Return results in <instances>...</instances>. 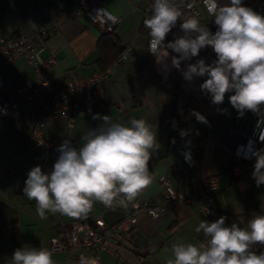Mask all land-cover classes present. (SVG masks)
Segmentation results:
<instances>
[{
    "label": "crops",
    "instance_id": "0c3cea01",
    "mask_svg": "<svg viewBox=\"0 0 264 264\" xmlns=\"http://www.w3.org/2000/svg\"><path fill=\"white\" fill-rule=\"evenodd\" d=\"M195 1L201 22L213 21L206 7L199 0ZM228 2L220 0L222 4ZM79 3L80 0H0V34L7 38L31 35L41 26L55 25L61 8L73 10ZM152 3L153 0L104 2L105 8L117 18L115 33L120 44L125 46V55L104 69L109 76L103 96L95 100V112L78 104L65 114L48 118L44 135L52 142L51 147L33 144V127L29 123L32 104L19 99L17 105L0 118V264H7L14 251L24 246L52 250L50 240L58 235L62 224L79 220L60 214H49L48 219L41 220L36 214L35 201L24 196L23 187L32 167L40 165L42 171H51L59 155L56 149L64 139H71L77 148L80 146L81 135L102 123L92 118L95 114L109 115L114 122L124 124L132 118H142L156 126L160 148L149 162L154 179L142 193L145 199L157 204L165 201L164 187L160 182L162 176L169 177L173 188L184 193L189 191L193 182L215 177L218 186L212 193L220 217L226 218V225L237 223L246 227L254 214L264 215V185L257 187L251 175L255 160L236 178L230 172L232 151L237 144L251 136L259 141L260 149H264V141L259 139L260 132L264 131V106L257 118L251 111L239 116L228 100L232 93L226 95L223 104L213 105L199 88L207 77H194L191 82L184 79L182 71L186 70L187 64L196 63L201 58L207 63L214 52L211 48L202 50L198 58L182 61L181 70L171 66V57L176 55L171 50L166 58L167 67L158 63L148 51L149 30L143 24L151 15ZM243 4L257 12L264 9L255 0H246ZM261 14L264 15V11ZM183 19L184 16L168 34L165 43L172 41L174 36L183 35L180 30ZM102 33L100 26L87 17L72 16L61 20L59 28L45 38L40 54L43 58L54 54L57 59L49 71L51 84L56 89L67 79L104 71L99 47ZM28 77H35V73L22 58L0 67V78L7 82ZM191 102L196 104L192 110L204 115L208 124L199 123L190 115L188 106ZM259 116L262 120H258ZM181 129H190L191 132L181 138ZM186 140L191 141L190 149L185 148ZM188 150L191 160L196 158L199 161L198 167L185 161L182 152ZM126 215V208L110 209L97 202L86 219H103L107 225H113ZM136 217L135 240L127 241L109 230L104 234L108 244L120 246V256L108 250L89 249L85 251L87 257L94 258L97 264H125L128 260L134 264H167L173 259L171 249L174 243H199L205 239L202 233L195 232L199 222H214L198 205L185 202L173 203L170 211L156 218L145 211L138 212ZM52 252L56 264H79L77 255L82 251L75 254L67 250Z\"/></svg>",
    "mask_w": 264,
    "mask_h": 264
},
{
    "label": "clouds",
    "instance_id": "9594fccd",
    "mask_svg": "<svg viewBox=\"0 0 264 264\" xmlns=\"http://www.w3.org/2000/svg\"><path fill=\"white\" fill-rule=\"evenodd\" d=\"M208 14L216 26L213 33L207 24L193 15L183 19V35L165 43L170 32L181 20L187 0H153L152 12L144 19L149 30L148 51L158 63L166 65L171 50V66L181 70L182 61L198 57L202 49L211 48L216 59L207 64L203 58L188 63L182 71L184 79L207 77L199 88L213 105L229 103L239 116L246 111L261 115L264 106V15L245 6L243 0H204ZM165 52L166 54H162ZM226 111V110H225ZM83 115V113L81 114ZM199 123L208 124L200 112L191 110ZM102 123L81 135L77 148L71 139L57 147L59 153L51 171L36 165L27 173L23 194L35 201L41 220L49 214L72 219H86L94 204L106 208H127L153 183L149 162L158 152L156 126L144 119L132 118L127 124L114 122L109 115L95 114ZM175 126V122H173ZM181 129V138L190 134ZM198 134V133H197ZM259 139L264 141V131ZM175 143V140L172 141ZM191 141H185L190 149ZM186 162L191 152L183 151ZM255 158L252 178L256 186L264 185V149H249L245 158ZM221 216L214 222L201 220L195 228L204 240L197 244L178 241L172 245L173 259L167 264H264V251L257 254L254 246H264V215L254 214L246 227L230 226ZM7 264H56L52 250L44 247L17 248ZM79 264H97L94 258L80 257Z\"/></svg>",
    "mask_w": 264,
    "mask_h": 264
},
{
    "label": "built area",
    "instance_id": "2783aa9c",
    "mask_svg": "<svg viewBox=\"0 0 264 264\" xmlns=\"http://www.w3.org/2000/svg\"><path fill=\"white\" fill-rule=\"evenodd\" d=\"M105 1L80 0L79 6L73 10L61 8L58 11L59 21L55 25L51 27L41 26L31 35L7 38L0 34V67L14 59L22 58L35 73V77H28L22 81L7 82L0 78V118L7 115L17 105L19 99L32 104L29 123L33 127L31 136L35 146L43 144L51 147L53 145L44 135L47 120L51 115L65 114L70 107L78 104L85 105L89 112H95L97 109L95 100L103 96L108 73L98 70L85 77L67 79L56 89L51 84L49 71L57 63V59L54 54L43 58L40 52L44 48L45 38L57 30L59 22L67 17L85 16L92 23L100 26L103 32L116 27L117 18L105 8ZM199 1L204 5V0ZM245 1L243 0V3ZM187 3L191 7L185 8L184 18L193 15L199 18L196 1L187 0ZM124 55L125 51L117 58L116 62H119ZM215 59L216 54L213 52L207 64H211ZM188 107L191 110L195 109L196 104L191 102ZM254 115L257 118V114L254 113ZM258 120H262V116H259ZM249 149H260L259 141L251 136L233 148L230 172L234 177L241 175L246 167L253 165L254 157L245 158ZM191 166L198 167L199 161L193 158ZM160 182L164 187L166 197L164 202L153 203L141 194L126 208V217L111 227L107 226L102 219H95L94 221L79 219L66 225L62 224L58 235L50 240L51 249L67 250L71 254L81 250L82 252L77 255L78 258L87 257L85 251L89 249L108 250L113 255L120 256L117 246L110 245L105 240L104 233L106 230L110 229L114 233L123 234L126 238L135 240L137 238L136 215L138 212L145 211L156 218L164 212L170 211L175 202L196 204L213 221L220 217L221 212L212 193V190L218 186L215 177L193 182L186 193L174 189L167 176H162ZM125 264L134 263L128 260Z\"/></svg>",
    "mask_w": 264,
    "mask_h": 264
},
{
    "label": "trees",
    "instance_id": "16d2710c",
    "mask_svg": "<svg viewBox=\"0 0 264 264\" xmlns=\"http://www.w3.org/2000/svg\"><path fill=\"white\" fill-rule=\"evenodd\" d=\"M263 7H264V5H263ZM199 19H200V15H199ZM201 23H203V22H201ZM99 47H100L101 52H102V57H101L100 61H101V64H103V70L106 69L111 64H113L114 61L116 60V58H118L124 52V49H125V46L120 44V42L117 38V35L115 33V27L112 29H108L102 33L100 41H99ZM116 224H118V223H116ZM116 224H113V225H116ZM113 225H107V226L111 227ZM109 231H111V230L109 229ZM115 234H118V233H115ZM118 235L125 237L123 234H118ZM126 240L131 241V239H129V238H126ZM117 248L121 254L120 246L118 245ZM253 250L256 251L257 254H259L261 251H264V246L256 245V246H254Z\"/></svg>",
    "mask_w": 264,
    "mask_h": 264
},
{
    "label": "water",
    "instance_id": "95a60500",
    "mask_svg": "<svg viewBox=\"0 0 264 264\" xmlns=\"http://www.w3.org/2000/svg\"><path fill=\"white\" fill-rule=\"evenodd\" d=\"M205 24H207V27L214 33L215 31H216V26H215V24H214V22L213 21H209V22H207V23H205ZM203 50V49H202ZM201 50V51H202ZM200 51V52H201Z\"/></svg>",
    "mask_w": 264,
    "mask_h": 264
},
{
    "label": "rangeland",
    "instance_id": "374dc122",
    "mask_svg": "<svg viewBox=\"0 0 264 264\" xmlns=\"http://www.w3.org/2000/svg\"><path fill=\"white\" fill-rule=\"evenodd\" d=\"M255 2L258 4L259 7H263L264 0H263V2H261V0H255ZM263 11H264V9H263ZM263 11L260 10V11H258V12L261 14V13H263ZM209 48H210V47H209ZM207 49H208V48L203 49V51H204V50H207ZM203 51H202V52H203ZM202 52H201V53H202ZM201 53H199V56H200ZM197 58H198V57H197ZM196 60H197V59H196Z\"/></svg>",
    "mask_w": 264,
    "mask_h": 264
}]
</instances>
